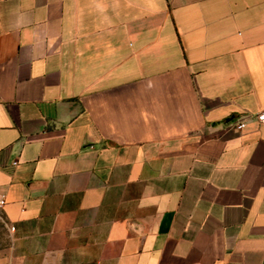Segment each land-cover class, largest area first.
Instances as JSON below:
<instances>
[{
    "label": "crops",
    "instance_id": "0c3cea01",
    "mask_svg": "<svg viewBox=\"0 0 264 264\" xmlns=\"http://www.w3.org/2000/svg\"><path fill=\"white\" fill-rule=\"evenodd\" d=\"M260 111L264 0H0V264H264Z\"/></svg>",
    "mask_w": 264,
    "mask_h": 264
},
{
    "label": "built area",
    "instance_id": "2783aa9c",
    "mask_svg": "<svg viewBox=\"0 0 264 264\" xmlns=\"http://www.w3.org/2000/svg\"><path fill=\"white\" fill-rule=\"evenodd\" d=\"M255 119L259 121L261 124H264V111L257 112L255 114ZM247 125L246 120H241L235 123L234 128L235 130L241 131L243 130ZM6 204V198L4 195H0V209L3 208V206ZM10 230H15V226L11 225Z\"/></svg>",
    "mask_w": 264,
    "mask_h": 264
},
{
    "label": "rangeland",
    "instance_id": "374dc122",
    "mask_svg": "<svg viewBox=\"0 0 264 264\" xmlns=\"http://www.w3.org/2000/svg\"><path fill=\"white\" fill-rule=\"evenodd\" d=\"M6 228L1 220V216H0V249H2L4 247V245L6 244Z\"/></svg>",
    "mask_w": 264,
    "mask_h": 264
}]
</instances>
